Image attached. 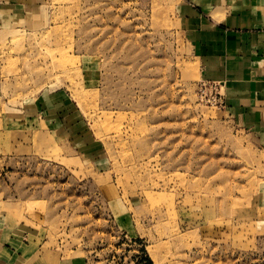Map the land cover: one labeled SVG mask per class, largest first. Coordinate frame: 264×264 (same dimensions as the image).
<instances>
[{
  "label": "rangeland",
  "instance_id": "374dc122",
  "mask_svg": "<svg viewBox=\"0 0 264 264\" xmlns=\"http://www.w3.org/2000/svg\"><path fill=\"white\" fill-rule=\"evenodd\" d=\"M178 5L43 0L0 35L4 221L86 264H264V152Z\"/></svg>",
  "mask_w": 264,
  "mask_h": 264
},
{
  "label": "crops",
  "instance_id": "0c3cea01",
  "mask_svg": "<svg viewBox=\"0 0 264 264\" xmlns=\"http://www.w3.org/2000/svg\"><path fill=\"white\" fill-rule=\"evenodd\" d=\"M42 1L0 0L1 38ZM177 11L201 78L222 83L226 114L264 152V0H179ZM36 235L33 228L0 217V264L87 263L86 257L66 258L47 245L44 233Z\"/></svg>",
  "mask_w": 264,
  "mask_h": 264
},
{
  "label": "built area",
  "instance_id": "2783aa9c",
  "mask_svg": "<svg viewBox=\"0 0 264 264\" xmlns=\"http://www.w3.org/2000/svg\"><path fill=\"white\" fill-rule=\"evenodd\" d=\"M205 83V86H208L212 90L215 91V95L218 98L219 101H221V104H224L223 101V94H222V83L218 81H208V80H203Z\"/></svg>",
  "mask_w": 264,
  "mask_h": 264
},
{
  "label": "bare ground",
  "instance_id": "6f19581e",
  "mask_svg": "<svg viewBox=\"0 0 264 264\" xmlns=\"http://www.w3.org/2000/svg\"><path fill=\"white\" fill-rule=\"evenodd\" d=\"M3 38H4V37H3ZM3 38H2V39H3ZM5 39H6V38H5ZM5 39H4V41H5Z\"/></svg>",
  "mask_w": 264,
  "mask_h": 264
},
{
  "label": "trees",
  "instance_id": "16d2710c",
  "mask_svg": "<svg viewBox=\"0 0 264 264\" xmlns=\"http://www.w3.org/2000/svg\"><path fill=\"white\" fill-rule=\"evenodd\" d=\"M146 260V259H145Z\"/></svg>",
  "mask_w": 264,
  "mask_h": 264
}]
</instances>
